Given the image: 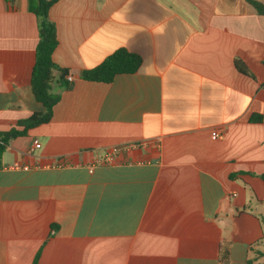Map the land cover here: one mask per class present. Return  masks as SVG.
Instances as JSON below:
<instances>
[{
	"label": "crops",
	"instance_id": "obj_1",
	"mask_svg": "<svg viewBox=\"0 0 264 264\" xmlns=\"http://www.w3.org/2000/svg\"><path fill=\"white\" fill-rule=\"evenodd\" d=\"M253 2L264 0L50 6L52 60L72 80L52 85L51 120L2 152L0 264H31L39 248L36 264H264V16ZM36 5L0 0V130L43 109L30 84ZM121 47L141 55L136 71L81 78ZM111 146L114 161L89 170Z\"/></svg>",
	"mask_w": 264,
	"mask_h": 264
},
{
	"label": "trees",
	"instance_id": "obj_2",
	"mask_svg": "<svg viewBox=\"0 0 264 264\" xmlns=\"http://www.w3.org/2000/svg\"><path fill=\"white\" fill-rule=\"evenodd\" d=\"M57 0H37L34 14L37 20L38 41L35 48V61L31 71L30 84L34 97L43 109L32 111L26 117L20 118L7 130H0V163L1 155L7 145L17 136L26 135L28 130L51 120L54 105L59 100L58 93L51 91L52 85L57 83L63 87H70L66 80L67 69L57 65L52 60V52L57 45L56 28L48 16L50 6ZM257 12L264 16V3L253 2ZM142 62L140 54L126 48H117L93 68L81 72V78L91 81L109 82L119 73H131L138 69ZM236 67L246 73L237 61ZM259 115L252 116V121H258ZM264 179V173L260 174ZM39 248L31 264H36L40 253Z\"/></svg>",
	"mask_w": 264,
	"mask_h": 264
},
{
	"label": "built area",
	"instance_id": "obj_3",
	"mask_svg": "<svg viewBox=\"0 0 264 264\" xmlns=\"http://www.w3.org/2000/svg\"><path fill=\"white\" fill-rule=\"evenodd\" d=\"M66 80L68 82H71L72 77L67 74ZM223 134H224L223 131H218V130H213L211 132V136L213 138L221 137V136H223ZM33 145H34V147H38L40 145V143L36 139H34ZM127 146L128 145H124L123 147H127ZM120 149H121V147H119V146H111V147L106 148L100 157L95 158L94 161L88 165L89 170H92V168L98 164L110 163V162L114 161V159H115V157H116V155Z\"/></svg>",
	"mask_w": 264,
	"mask_h": 264
}]
</instances>
